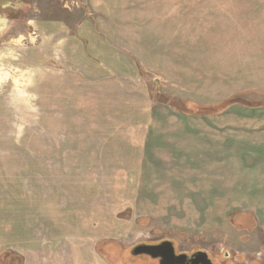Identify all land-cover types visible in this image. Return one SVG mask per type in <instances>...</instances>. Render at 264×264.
<instances>
[{
  "label": "rangeland",
  "instance_id": "obj_1",
  "mask_svg": "<svg viewBox=\"0 0 264 264\" xmlns=\"http://www.w3.org/2000/svg\"><path fill=\"white\" fill-rule=\"evenodd\" d=\"M206 2H242L248 11H233L231 20L193 19V9ZM15 5L0 14L7 22L0 31V252L20 256L23 264H119L109 248L125 251L166 237L179 252L207 251L220 264H264V225L255 214L261 202H233L232 216L246 214L237 219L239 226L228 217L227 227L214 228L202 224L213 203L208 207L203 195L189 194L181 178L188 197L178 191L180 205L155 214L151 209L164 207L167 197L158 199L152 188L167 186L174 193L175 186L163 185V163L140 169L144 149L128 148L125 131L129 116L145 114L158 101L164 115L200 116L233 98L248 105L206 115L263 109L264 95L241 89L239 49L242 41L264 34V0ZM117 123L126 134L120 169L92 151L105 146L110 124ZM241 158L233 154L225 166ZM226 178L234 201L264 195L245 184V172L236 165ZM224 180L216 183L220 195L227 194ZM146 260L138 263L156 264Z\"/></svg>",
  "mask_w": 264,
  "mask_h": 264
},
{
  "label": "crops",
  "instance_id": "obj_2",
  "mask_svg": "<svg viewBox=\"0 0 264 264\" xmlns=\"http://www.w3.org/2000/svg\"><path fill=\"white\" fill-rule=\"evenodd\" d=\"M240 3L237 5V3L210 4L206 2L203 8L193 9L195 12L191 17L196 20L202 17L213 18L214 20L222 17L231 20L233 11L242 12L248 9L243 7L242 2ZM202 11L207 13L202 14ZM217 11L222 14L211 16L210 12ZM255 18L258 19L257 13ZM216 24L212 23L211 25ZM242 42L239 49L241 89L243 88L242 91H255L256 94L264 95V34L251 36ZM70 63L72 64L71 61ZM84 84L87 83L84 82ZM162 110L163 103L158 101L155 105H150L145 114H139L140 120H138V115L129 116L128 120L126 119L129 125L125 126V131L131 139L128 138L127 144L132 146L127 147L133 148L135 146L144 149L142 159L138 158V165L141 161L140 169L145 168L150 171L152 162L154 164L163 163V185L169 181L171 187L175 186L174 193L170 192L167 186L165 189L161 187L152 188L153 192L158 191V199L163 200V195L167 199L164 201L166 202L164 207H153L151 211L155 214H161L164 210L167 211L170 210L169 208L173 209L180 205L177 202L179 199H183V195H179L178 191L187 193L186 190H181L182 178L187 180L186 184L183 183L182 185L187 186L189 194L199 193L205 197L208 207H211L210 204L212 203L214 205L213 211H210L209 215L203 218L202 224L212 222L210 225H213L214 228L227 227L229 225L228 217L232 210L231 204L250 201L262 203H260L261 211L255 210V214L259 223L264 225L263 219H261L264 218V195L256 198L242 196L244 199L234 201L232 199L233 184L226 178L232 166L236 165V168H239L242 173L245 172V184L255 190L258 188L264 194V108L255 109V114L237 116L233 114L196 116L182 113L164 115L160 114ZM111 119L113 121V118ZM178 119H182V121L179 123ZM238 127L239 129H234ZM109 131L106 132L108 136L102 141L104 143L106 139V143L109 145L107 146L105 143L102 148L95 145L92 147V151L107 156L106 161H110L111 165H116L120 169L117 164L126 160L122 157L124 153L120 148V145H123L122 140L126 139V134H120L118 123L114 126L110 124ZM108 139L110 140L108 141ZM96 141L98 143L99 139ZM146 153H149L150 157H146ZM237 153L242 154L241 160L238 163H230L226 167L225 162H231L233 154ZM172 155L177 156L175 162V157ZM229 157L230 160H228ZM222 162L224 165L221 164ZM248 162L252 163L248 164ZM182 172H185L183 176ZM222 180H224L225 184L223 185L227 190L225 192L227 194L224 195H220L221 193L216 188V183L222 182ZM186 195L188 197V194ZM212 212L213 215H211ZM168 218L167 222L170 221ZM209 219L210 221L207 223L206 221ZM158 223L161 224L160 229L163 228V222L158 221ZM173 226L175 227V224ZM164 229L170 230L169 228Z\"/></svg>",
  "mask_w": 264,
  "mask_h": 264
},
{
  "label": "flooded vegetation",
  "instance_id": "obj_3",
  "mask_svg": "<svg viewBox=\"0 0 264 264\" xmlns=\"http://www.w3.org/2000/svg\"><path fill=\"white\" fill-rule=\"evenodd\" d=\"M17 1H19V0H0V14L3 13L4 11L8 12L11 9H13L14 7H16L18 5V4L15 5L17 3ZM0 16L3 17L4 15H0ZM239 214H242V216L239 217L238 216ZM244 215H246V214L242 213L240 211H237L233 214V216L231 214L229 216V218H230L231 223L234 222L235 225L239 226V224L237 223V219L242 218ZM164 242H171L173 244L176 256L187 255L188 258L190 259L191 257H194L198 253H207L209 259L211 260V262L213 264H220V262H221V260L219 262H216L215 259H213L209 256V253L207 251H203V250L197 251L194 254L193 253L189 254V253H185V252H179L177 242L174 239L166 238V237H162L161 239L159 238L156 241H141V242L135 244L129 250H125V251L120 250L119 248H114V249L109 248L110 249L109 251H110L111 257H114L115 261L119 264H144V262L138 263L139 260H141V259H147L146 260L147 263L155 262L156 264H160L161 259L152 258L151 256L145 255V254L135 255L134 249L137 248L138 246H142V245L157 246V245H160L161 243H164ZM108 245H110V244H108ZM227 256H229L228 253H227ZM176 262H177L176 259L168 261L166 258V259H164L163 264H176Z\"/></svg>",
  "mask_w": 264,
  "mask_h": 264
},
{
  "label": "water",
  "instance_id": "obj_4",
  "mask_svg": "<svg viewBox=\"0 0 264 264\" xmlns=\"http://www.w3.org/2000/svg\"><path fill=\"white\" fill-rule=\"evenodd\" d=\"M6 19L0 16V31L6 24ZM135 255L145 254L152 258L161 259L160 264H163L164 259L168 261L176 259V264H213L207 253H198L194 257L188 258L187 255H175V249L171 242H164L157 246L142 245L134 249Z\"/></svg>",
  "mask_w": 264,
  "mask_h": 264
},
{
  "label": "trees",
  "instance_id": "obj_5",
  "mask_svg": "<svg viewBox=\"0 0 264 264\" xmlns=\"http://www.w3.org/2000/svg\"><path fill=\"white\" fill-rule=\"evenodd\" d=\"M238 103H240L242 105H248L244 101H240V100L233 98V99L224 101L215 107L205 108L202 112H199L198 115L207 116L206 113L211 114V115L216 114L219 111H221L225 108H228L231 105L238 104ZM175 107H178V106H175ZM221 108H223V109H221ZM109 253H110V251H109ZM0 264H23V260L20 258V256L14 255L10 251H3L0 253Z\"/></svg>",
  "mask_w": 264,
  "mask_h": 264
}]
</instances>
